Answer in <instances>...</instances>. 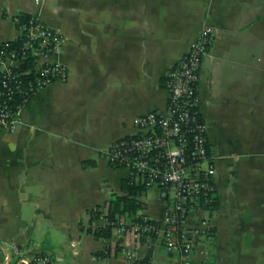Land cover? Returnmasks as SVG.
<instances>
[{"label": "crops", "instance_id": "1", "mask_svg": "<svg viewBox=\"0 0 264 264\" xmlns=\"http://www.w3.org/2000/svg\"><path fill=\"white\" fill-rule=\"evenodd\" d=\"M24 13L64 34L52 59L69 75L39 91L18 129L0 136V237L59 254L58 264H136L94 260L103 239L81 223L121 194L128 175L105 150L135 134L136 116L166 111L165 75L208 24L216 35L199 107L219 206L207 264L227 255L230 264H264V0H0V42L18 36L14 18ZM153 188L144 213L160 219L167 202ZM151 246L152 260L176 262L160 239L140 254Z\"/></svg>", "mask_w": 264, "mask_h": 264}, {"label": "built area", "instance_id": "2", "mask_svg": "<svg viewBox=\"0 0 264 264\" xmlns=\"http://www.w3.org/2000/svg\"><path fill=\"white\" fill-rule=\"evenodd\" d=\"M19 48L12 40L0 42V136L15 132L25 105L41 90L69 75L67 65L52 59L66 41L64 34L39 16L14 18ZM216 28L204 25L190 49L165 75L168 91L165 112L151 111L133 120L135 134L113 142L104 152L114 168L128 172L131 183L156 187L167 202L162 218L143 213L136 219L113 218L107 205L93 206L82 220L92 232L111 229L94 251L96 261L122 257L142 264L139 249L147 238L160 239L180 264H207L212 258L216 231L212 209L217 194V166L208 139V123L200 111L199 83L202 64L210 53ZM33 57L30 65L29 59ZM171 192L175 203L168 204ZM121 194H125L123 191ZM62 256L0 237L1 264H58Z\"/></svg>", "mask_w": 264, "mask_h": 264}, {"label": "trees", "instance_id": "3", "mask_svg": "<svg viewBox=\"0 0 264 264\" xmlns=\"http://www.w3.org/2000/svg\"><path fill=\"white\" fill-rule=\"evenodd\" d=\"M30 16L29 13L22 14V18L25 20ZM23 42V38L16 37L12 39L11 44L13 47L19 48ZM33 61V57L29 59L30 65ZM148 187L141 183H131L130 179L125 178L123 180L122 184V191L125 194H116L114 193L110 200L106 203L108 207V214L110 217H125L130 219H136L139 216H141L144 213V210L146 209V202L141 199V197L146 193ZM215 202L213 204V208L215 211L219 206V195L216 194ZM91 231V230H89ZM111 229H102L94 234L99 236L100 238H103L106 241L112 240V234ZM145 242H151L152 238H147L144 240ZM151 257L146 254L144 255V258L142 261H149ZM136 264H142L140 262Z\"/></svg>", "mask_w": 264, "mask_h": 264}, {"label": "rangeland", "instance_id": "4", "mask_svg": "<svg viewBox=\"0 0 264 264\" xmlns=\"http://www.w3.org/2000/svg\"><path fill=\"white\" fill-rule=\"evenodd\" d=\"M157 194H158L157 193V189L148 188L146 193L141 197V199L144 200V201H148L154 195L157 196ZM173 197H174V194H173V192H171L170 198L168 199V204L170 206H173L174 203H175V199ZM54 249L55 250H62V246L61 245H55ZM175 259H176V262H174V264H180V256L178 254H175ZM212 262H214V259H213ZM212 262L210 264H212ZM222 264H230V260H229V256L228 255L225 256L224 261L222 262Z\"/></svg>", "mask_w": 264, "mask_h": 264}, {"label": "water", "instance_id": "5", "mask_svg": "<svg viewBox=\"0 0 264 264\" xmlns=\"http://www.w3.org/2000/svg\"><path fill=\"white\" fill-rule=\"evenodd\" d=\"M155 242H156V239H155V238H153V239H152V243L154 244ZM153 249H154V247H153V246H151V247L149 248V250H148V255H149V256H152Z\"/></svg>", "mask_w": 264, "mask_h": 264}]
</instances>
